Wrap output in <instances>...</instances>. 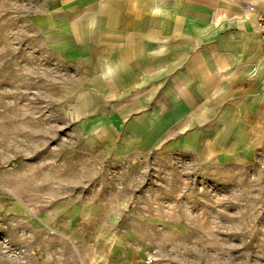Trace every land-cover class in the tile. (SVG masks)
Returning a JSON list of instances; mask_svg holds the SVG:
<instances>
[{"label": "rangeland", "instance_id": "obj_1", "mask_svg": "<svg viewBox=\"0 0 264 264\" xmlns=\"http://www.w3.org/2000/svg\"><path fill=\"white\" fill-rule=\"evenodd\" d=\"M36 1L0 2V264H264L260 165L104 122L100 68L48 50Z\"/></svg>", "mask_w": 264, "mask_h": 264}, {"label": "crops", "instance_id": "obj_2", "mask_svg": "<svg viewBox=\"0 0 264 264\" xmlns=\"http://www.w3.org/2000/svg\"><path fill=\"white\" fill-rule=\"evenodd\" d=\"M36 2L48 50L100 68L85 83L104 122L143 149L177 142L203 165L259 164L264 175V0Z\"/></svg>", "mask_w": 264, "mask_h": 264}, {"label": "built area", "instance_id": "obj_3", "mask_svg": "<svg viewBox=\"0 0 264 264\" xmlns=\"http://www.w3.org/2000/svg\"><path fill=\"white\" fill-rule=\"evenodd\" d=\"M255 6L253 5V8ZM257 28L260 33V39L262 43V47L264 48V10H260L257 18Z\"/></svg>", "mask_w": 264, "mask_h": 264}]
</instances>
